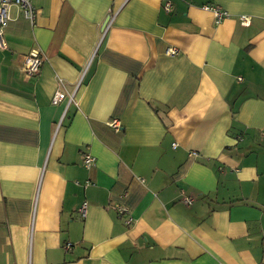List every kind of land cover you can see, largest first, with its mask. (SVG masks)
Returning a JSON list of instances; mask_svg holds the SVG:
<instances>
[{
    "label": "crops",
    "instance_id": "crops-1",
    "mask_svg": "<svg viewBox=\"0 0 264 264\" xmlns=\"http://www.w3.org/2000/svg\"><path fill=\"white\" fill-rule=\"evenodd\" d=\"M164 1L8 8L0 264H264V0Z\"/></svg>",
    "mask_w": 264,
    "mask_h": 264
},
{
    "label": "built area",
    "instance_id": "built-area-1",
    "mask_svg": "<svg viewBox=\"0 0 264 264\" xmlns=\"http://www.w3.org/2000/svg\"><path fill=\"white\" fill-rule=\"evenodd\" d=\"M12 5H16L19 7V9H21V12L23 14V16L25 17V19H27V21H29L31 24H34V19L36 18V8H34L33 4L31 3V0H0V48H4L5 47V40H4V31L5 28L7 26V20H9V7ZM171 7L172 4L170 3L169 0H165L163 2V8L166 12H170L171 11ZM203 9L205 10H210V12L214 15V21L215 23H219L222 19L224 20V18H226L228 16V13H226L225 10L215 6V5H203L202 6ZM240 21L242 23V25H247L249 24V17L247 16H240ZM175 52H177V49L174 47L168 48L166 54L168 55H174L176 54ZM44 55L43 53H41L38 50H34L31 51L30 53H28L27 55L24 56L23 58V72H25L27 75H35L38 73V70L40 69V66L42 65L44 59ZM59 83L61 84L62 81H60V79L58 80ZM65 92L61 91V90H57L54 95H52V103L55 104L59 101H61L62 99L65 98ZM73 93H70L67 95L68 97V103L74 102L75 103V99L72 96ZM108 125L113 129V131H119L120 130V124L117 120H112L110 119V121L108 122ZM176 145V143H173L172 146L174 147ZM197 152L195 151H191V153L189 155L196 157ZM82 164L84 167L86 168H90V166L94 163L93 156L86 152L82 155ZM184 202L186 204H190L191 203V199L186 197L184 199ZM86 209H87V202L83 201L81 203V205L78 207V212L81 214V216H85L86 214ZM116 212L118 215L123 216L128 214V217L126 218L125 223L126 224H130L131 223V217L129 216V212L126 208L122 207V206H117L116 208ZM70 243H66L64 245V249H67L68 247H70ZM263 245H264V241H263Z\"/></svg>",
    "mask_w": 264,
    "mask_h": 264
},
{
    "label": "water",
    "instance_id": "water-1",
    "mask_svg": "<svg viewBox=\"0 0 264 264\" xmlns=\"http://www.w3.org/2000/svg\"><path fill=\"white\" fill-rule=\"evenodd\" d=\"M108 20H109V18L106 17L105 21L103 22V24H102V26H101V30H100V31H103V30L105 29V27H106V25H107V23H108Z\"/></svg>",
    "mask_w": 264,
    "mask_h": 264
},
{
    "label": "trees",
    "instance_id": "trees-1",
    "mask_svg": "<svg viewBox=\"0 0 264 264\" xmlns=\"http://www.w3.org/2000/svg\"><path fill=\"white\" fill-rule=\"evenodd\" d=\"M120 130H121V128H120ZM120 130H119V131H120ZM116 132H117V131H116Z\"/></svg>",
    "mask_w": 264,
    "mask_h": 264
}]
</instances>
